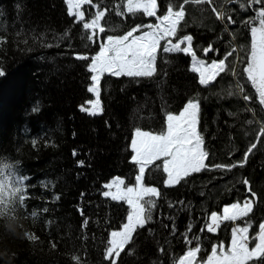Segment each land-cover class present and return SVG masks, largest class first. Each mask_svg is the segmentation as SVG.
<instances>
[{"label":"trees","instance_id":"trees-1","mask_svg":"<svg viewBox=\"0 0 264 264\" xmlns=\"http://www.w3.org/2000/svg\"><path fill=\"white\" fill-rule=\"evenodd\" d=\"M98 2L113 8L119 0ZM159 3L163 13L168 0ZM225 8L235 9L232 15L237 21L228 30L208 5L189 4L180 35L191 34L197 56L205 59H220L236 48L229 57L236 76L222 75L203 88L189 70L190 57L164 54L163 59L171 63L158 59L153 78L105 75L100 96L103 112L90 116L80 111L93 97L87 91L90 73L86 62L74 54L91 57L98 46L82 39L81 26L67 14L65 0H0V37L6 39L0 44V68L5 72L0 77V253H6L0 256V264H77L74 257H79V264H109L104 259L105 242L111 231L121 228L129 208L105 198L103 185L115 177L135 183L137 167L130 162L135 128L160 132L165 113H179L189 98L201 102L200 130L209 153L206 163L229 165L242 160L264 124V114L246 110L256 107L255 98L247 104L242 96L229 95L237 92L236 82L252 95L241 77L250 45L243 21L251 13L236 4ZM106 19L107 35H121L135 24L152 21L142 15L122 19L114 15V8ZM66 31L70 35L63 36ZM209 44L218 55H204ZM16 177L24 178L23 205L18 203L20 194H12ZM244 179L258 197L246 218L253 221L254 233L264 219V138L243 167L194 173L173 187L164 185L165 174L159 168L150 167L144 181L161 193L153 222L137 230L118 264H175L185 252L186 234L200 236V259L209 254L212 243H228L231 223L223 224L217 235L199 229L211 212L250 195L241 183ZM85 219L88 223L82 228ZM190 224L194 227L187 233ZM25 233L37 239L29 240Z\"/></svg>","mask_w":264,"mask_h":264},{"label":"snow or ice","instance_id":"snow-or-ice-1","mask_svg":"<svg viewBox=\"0 0 264 264\" xmlns=\"http://www.w3.org/2000/svg\"><path fill=\"white\" fill-rule=\"evenodd\" d=\"M65 3L67 14L74 18L73 23L81 26L82 39L98 46V51L91 57L87 54H74L75 59L86 62V71L90 73L87 91L95 97L87 101L89 106L81 105L80 111L90 116L102 114L101 81L105 75L153 78L157 74L158 59L163 60V63H171L170 60L163 59L164 54H183L190 57L189 70L195 74L198 84L203 88L217 82L222 75L236 76L233 62L229 61V57H233L236 53V48L226 51L220 59L209 62L197 56L193 48L194 37L191 34L180 35L182 25L186 23V9L189 4L208 5V10L216 21L221 22L225 30L237 23L232 15L235 9L229 10L225 5L236 4L242 12L251 13L243 21L250 33V45L241 77L250 85L252 95L246 94L244 85L238 82H236L237 92L229 95H240L247 104L252 103L255 98L256 107L246 110L255 112L258 109L259 113L264 114V0H179L178 3L175 0H168L163 13H160L159 0H119L113 5L114 15L117 17L127 19L130 16L142 15L155 20L154 23L135 24L121 35L106 34L110 30L109 20L106 17L113 8L102 7L98 0H65ZM200 10L205 11L203 8ZM68 35H70L68 31L63 34V36ZM24 42L27 43L26 40ZM2 43H6V39L0 37V44ZM203 52L205 56L209 52L219 54L218 49H214L211 44L203 49ZM4 75L3 68H0V77ZM200 113V99L194 96L186 101L178 114L165 113L163 129L160 132L154 133L139 127L135 128L134 137L130 142L133 153L130 162L137 167L135 183L128 186L123 178L115 177L111 182L103 185L106 191H103L102 195L105 198L124 202L129 208L126 222L119 230L111 231L105 242L104 259L109 264H118L121 254L132 244L137 230L153 222L154 210L157 208L161 193L157 187L147 186L144 182L145 174L150 167L159 168L165 174L164 185L173 187L186 181L194 173L214 169L231 171L243 167L264 138V124H262L256 132L254 141L243 153L242 160L229 165L206 163L209 153L204 148ZM248 123L252 124L253 121L249 120ZM75 154L74 151L73 155ZM157 161L161 163L156 164ZM78 163L83 165V161ZM15 183L17 187L13 188L12 194L19 193L18 203L23 205L24 178L16 177ZM241 183L250 195L243 202L236 201L223 206L219 213L211 212L199 229L201 233L217 234L223 224L231 223L233 226L230 229L228 247L225 248L223 243L214 244L209 254L200 259L202 251L200 236L189 237L186 234L185 252L178 257L175 264H264V221L260 222L256 231L252 233L253 221L246 219L253 213L258 197L247 179L242 180ZM2 189L3 183L0 182V190ZM80 211L83 215V211ZM237 221H242V224L236 223ZM87 223L85 219L81 227L85 228ZM193 227L194 225H188L186 232L190 233ZM24 235L32 241L37 239L33 234ZM52 247L55 248V243ZM131 251L132 249L129 248V254ZM159 251L163 252L164 249L160 248ZM74 260L79 264V257H74Z\"/></svg>","mask_w":264,"mask_h":264},{"label":"rangeland","instance_id":"rangeland-1","mask_svg":"<svg viewBox=\"0 0 264 264\" xmlns=\"http://www.w3.org/2000/svg\"><path fill=\"white\" fill-rule=\"evenodd\" d=\"M152 19V21H150V22H155V20H154V18H151ZM239 55L237 54V57H238ZM199 57V56H198ZM199 58H201V59H205V58H202V57H199ZM205 60H207V61H209V62H211L212 60H218L217 58H213V59H205ZM93 95V94H92ZM95 97L93 96L90 100H92V99H94ZM101 100V99H100ZM89 101V100H88ZM85 106H89V105H87V102H86V105ZM176 114H178V113H176ZM133 137H134V133H133ZM161 162V161H160ZM114 179V178H113ZM124 179V178H123ZM112 180V179H111ZM111 180L109 181V182H111ZM108 182V183H109ZM145 182V181H144ZM126 183V182H125ZM146 184V183H145ZM126 185H128V186H131L130 184H126ZM133 185V184H132ZM147 185V184H146ZM147 186H151V185H147ZM236 202V201H235ZM241 202H243V201H241ZM127 205V204H126ZM230 205V204H229ZM128 206V205H127ZM226 206V205H225ZM221 211H222V209H221ZM221 211H219V212H221ZM218 212V213H219ZM262 221H264V219L262 220ZM125 222H126V220H125ZM241 222L242 221H237L236 223H238V224H241ZM233 226V225H232ZM120 229V228H119ZM119 229H117V230H119ZM218 234V233H217ZM217 234H215V235H217ZM251 234V233H250ZM133 239H134V237H133ZM229 241H230V239H229ZM220 243H223L224 244V246H225V248H227L228 247V245H229V242L228 243H225L224 241H222V242H219V243H212L211 244V246L212 245H214V244H220ZM211 246H209V247H211Z\"/></svg>","mask_w":264,"mask_h":264},{"label":"clouds","instance_id":"clouds-1","mask_svg":"<svg viewBox=\"0 0 264 264\" xmlns=\"http://www.w3.org/2000/svg\"><path fill=\"white\" fill-rule=\"evenodd\" d=\"M19 235H21L20 232L16 234V236H19ZM3 255H6V253H0V256H3Z\"/></svg>","mask_w":264,"mask_h":264},{"label":"water","instance_id":"water-1","mask_svg":"<svg viewBox=\"0 0 264 264\" xmlns=\"http://www.w3.org/2000/svg\"><path fill=\"white\" fill-rule=\"evenodd\" d=\"M209 53H211V52H209ZM209 53H208V54H209Z\"/></svg>","mask_w":264,"mask_h":264}]
</instances>
